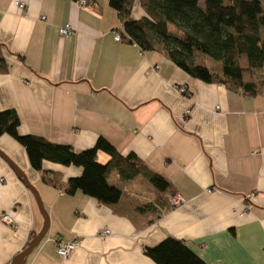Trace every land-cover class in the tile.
<instances>
[{
    "label": "crops",
    "instance_id": "obj_1",
    "mask_svg": "<svg viewBox=\"0 0 264 264\" xmlns=\"http://www.w3.org/2000/svg\"><path fill=\"white\" fill-rule=\"evenodd\" d=\"M143 16L133 2L130 18ZM66 25L68 33L60 35ZM116 32L123 33L122 25L108 0L84 6L0 0L6 65L0 112H16L18 134L77 152L104 138L170 186L158 191L141 175L123 181L113 171L106 180L121 191L116 203L102 204L81 191L66 194L64 183L79 177L80 167L45 161L42 170L53 180L45 183L24 148L0 136V150L37 190L48 217L44 236L23 264H155L143 249L168 237L207 264H264V90L249 96L204 83L161 52L115 40ZM96 160L105 164L108 156L98 152ZM248 193L253 198L244 200ZM173 194L185 203L173 208ZM2 213L13 217L10 226L0 223V264H8L38 234L43 218L33 194L0 157ZM104 229L110 234L102 238ZM58 239L76 244L67 258L55 253Z\"/></svg>",
    "mask_w": 264,
    "mask_h": 264
},
{
    "label": "trees",
    "instance_id": "obj_2",
    "mask_svg": "<svg viewBox=\"0 0 264 264\" xmlns=\"http://www.w3.org/2000/svg\"><path fill=\"white\" fill-rule=\"evenodd\" d=\"M134 1L108 0L121 22L123 40L137 45L141 52L165 54L187 75L204 83L222 84L249 96L261 92L264 6L259 0H136L144 16L132 20L130 11ZM195 53L212 60L215 71L195 64ZM5 70L0 45V71ZM18 124L14 110L0 112V136L6 134L24 148L30 166L41 173L45 183H53L49 173L42 170L45 161L82 169L79 177L64 183L66 194L81 191L102 204L116 203L121 191L106 180L113 171L123 181L141 175L158 191L170 187L135 155L120 156L104 138H97L91 148L77 152L39 136L19 135ZM98 152L108 156L105 164L97 162ZM34 237V234L29 236L27 245ZM143 253L155 264H207L182 241L171 237L154 247L144 248Z\"/></svg>",
    "mask_w": 264,
    "mask_h": 264
},
{
    "label": "built area",
    "instance_id": "obj_3",
    "mask_svg": "<svg viewBox=\"0 0 264 264\" xmlns=\"http://www.w3.org/2000/svg\"><path fill=\"white\" fill-rule=\"evenodd\" d=\"M136 1V0H135ZM134 1V2H135ZM80 6H84L85 3H86V0H77L76 1ZM15 4L21 8L22 7V4L18 3V2H15ZM42 20H45L44 16L41 17ZM69 31V26L66 25L64 27H61L58 29V33L60 35H66ZM123 31V29H122ZM124 35L123 33H119V32H116L114 34V39L115 40H120L121 39V36ZM177 91L181 94H184L186 92L185 90V86H179L176 88ZM189 114V110L185 111V113L183 114V116L180 117V121H183V119ZM208 192L210 190H207ZM254 194L253 193H248V194H245L243 196V199L244 200H249L251 198H253ZM168 202L169 204L173 207V208H177L179 206H182L184 203H185V199L179 195V194H173L171 196H169L168 198ZM246 210L243 209V213L245 212ZM242 213V214H243ZM241 214V215H242ZM0 223L4 224V225H7V226H10L13 224V217L8 214V213H2L0 214ZM99 236L104 238L106 236H108L110 234V230L108 229H104L102 230L101 232H98ZM55 253L57 256H59L60 258H67L71 253L72 251L75 249V242H67V241H63L61 239H58L55 243Z\"/></svg>",
    "mask_w": 264,
    "mask_h": 264
},
{
    "label": "water",
    "instance_id": "obj_4",
    "mask_svg": "<svg viewBox=\"0 0 264 264\" xmlns=\"http://www.w3.org/2000/svg\"><path fill=\"white\" fill-rule=\"evenodd\" d=\"M0 157L12 168V170L15 172L16 176L23 182V184L26 186V188L33 194V197L36 201L38 209H39L41 216L43 218V226H42L41 230L38 232V234L33 239L30 240V242L28 243L26 248H24L21 252L16 254L11 259V261L8 263V264H23L26 256L31 252V250L39 243L41 238L44 236L46 229H47V225H48V217H47V213L45 212V210L43 208V205L41 203V200H40V197H39L37 190L29 183L25 174L1 150H0Z\"/></svg>",
    "mask_w": 264,
    "mask_h": 264
},
{
    "label": "rangeland",
    "instance_id": "obj_5",
    "mask_svg": "<svg viewBox=\"0 0 264 264\" xmlns=\"http://www.w3.org/2000/svg\"><path fill=\"white\" fill-rule=\"evenodd\" d=\"M201 1V0H199ZM261 5L264 6V0H259ZM202 3H200V6H201ZM193 61L195 64L198 63V65H202V66H205L211 70H214L216 69V66L214 65V62L210 59H208L207 57L203 56V55H200L198 53H195L193 55ZM262 90H264V85L262 86Z\"/></svg>",
    "mask_w": 264,
    "mask_h": 264
}]
</instances>
